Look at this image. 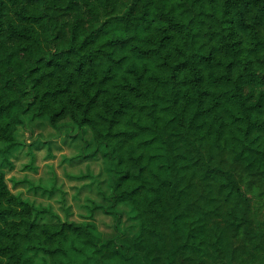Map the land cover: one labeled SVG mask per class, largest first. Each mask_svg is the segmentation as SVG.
<instances>
[{
    "label": "trees",
    "instance_id": "trees-1",
    "mask_svg": "<svg viewBox=\"0 0 264 264\" xmlns=\"http://www.w3.org/2000/svg\"><path fill=\"white\" fill-rule=\"evenodd\" d=\"M25 117L89 127L114 172L96 209L130 205L139 231L107 240L92 222L41 223L0 170V264H215L228 230L262 242L216 156L264 177V0H0L4 163ZM195 182L208 210L191 206Z\"/></svg>",
    "mask_w": 264,
    "mask_h": 264
},
{
    "label": "rangeland",
    "instance_id": "rangeland-1",
    "mask_svg": "<svg viewBox=\"0 0 264 264\" xmlns=\"http://www.w3.org/2000/svg\"><path fill=\"white\" fill-rule=\"evenodd\" d=\"M24 119L17 133L22 146L11 155V164L0 159V170L15 195L42 211L39 222H92L107 240L136 235L139 222L130 205H120L116 216L96 209L108 203L106 197L114 172L112 163L97 151L91 129L79 127L70 118L62 121L59 130L46 118ZM216 159L234 173L249 199L253 226L260 232L262 242L243 230H228L231 252L217 258L215 264H259L264 259V177L246 170L225 154ZM187 193L192 207L205 205L209 209L211 193L203 183L195 182ZM225 219L222 210L211 217L210 228L216 237L225 228ZM89 264L111 263L96 259ZM175 264H181V259Z\"/></svg>",
    "mask_w": 264,
    "mask_h": 264
}]
</instances>
